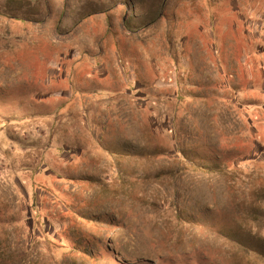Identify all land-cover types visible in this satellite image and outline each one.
Masks as SVG:
<instances>
[{"label":"rangeland","instance_id":"obj_1","mask_svg":"<svg viewBox=\"0 0 264 264\" xmlns=\"http://www.w3.org/2000/svg\"><path fill=\"white\" fill-rule=\"evenodd\" d=\"M213 11L230 28L264 0H0V264H264V93L243 25L229 75L212 62ZM94 23L167 57L166 84L145 51L88 82Z\"/></svg>","mask_w":264,"mask_h":264},{"label":"crops","instance_id":"obj_2","mask_svg":"<svg viewBox=\"0 0 264 264\" xmlns=\"http://www.w3.org/2000/svg\"><path fill=\"white\" fill-rule=\"evenodd\" d=\"M99 2L101 4L102 1H99ZM95 4L97 5L98 1H96ZM214 13H215V11L210 13V15L213 16ZM232 13H233V11H232ZM103 14H104V12H102V11L101 12L94 11L92 13V15H95V17H97L99 15L103 16ZM231 14H229V15L231 16ZM224 15L225 14L219 13L220 18L217 17L218 19H216V17L213 16V18L215 19L213 21V23H214L213 27L209 26L210 23H208V27L211 30V36H212L210 41H212V42H208L207 46L209 49H211V52H212V58H213L212 62L218 61L219 65L222 68V71L225 73V77H227V75H229V73H228V67L230 68L229 59H228L227 64H226L225 59H223L222 55H219L220 51H218L217 49L219 47L221 48V46L229 44L230 41H231L232 45L235 46L238 42L237 39L239 36V32L241 31V26L243 25V27H244L243 28V34H244L243 37L244 38L243 37L242 38L244 39L243 41H244L245 47L243 49V53L241 54V56L237 60V62H239V64H240L239 68L245 72L243 75V79H245V82L248 81L249 84L247 85L246 83H244L242 87H245L244 89L247 90V88H249V86H250L252 91H256L257 93L261 92V94H263L264 93V70H263V66L260 65V62H259L260 56L258 53H260V52L263 53V50H264V16L258 17L259 16L258 13L250 12V14H248V16L242 17V21H241L240 25L235 23V25L236 24L239 25V26H237V28L235 25L232 26V22H231V27L228 28L225 25ZM226 18H227V15H226ZM249 20H251V23L248 24L249 25L248 26L246 23ZM205 25L206 24H201L199 27V30L201 31ZM235 28L237 29L236 36L230 35V36L226 37V35H228V31L230 33H232L231 29L235 30ZM91 30L94 32L91 31V34H89V38H88L89 44H92V46L97 47V48H93L90 52L85 51V50L83 52L82 50H80L81 53L84 55V58L87 57V59H88L89 57H91V59L93 61H95V57L97 58L96 60H98L102 55H104V54H105V56L107 54L110 55L109 53L113 52L117 56L118 62L120 60H123V59L127 60V58L131 59V60L135 59V60L140 61L141 56L140 57H133L132 54L145 51V53H147L149 56L148 57L149 60L148 59L147 60L150 63L149 66H150L151 71L155 74H159V76L156 78V80L154 82L159 87H162V85H164V83H165L163 81V79H164L163 76H165L164 70H157L156 65H159V63H160V65H163V63H167L168 62L167 57H165V59L163 58L164 61H163V59L160 58L159 63H156V58H155V56H153V53L151 52L152 46L150 47L151 51L145 49L146 48L145 44H143L142 46H140L138 48L133 42H131L130 40H127V37L123 36L122 34H121V36H118L119 34H115L112 32H111V37H110L111 39L107 38V40H104L103 35L105 34L104 33L105 31H103V29H99V27L96 23L91 25ZM127 32H128V30H127ZM92 36H94V39ZM101 39L103 40L102 42L100 41ZM104 42H105L107 48H105V45H103ZM89 44H87V45H89ZM150 44H152V43H150ZM100 45H103L104 49H102ZM74 51H76V50H74ZM80 51L79 50L77 51L78 54H80ZM106 51H108V52H106ZM180 53H181V55H179V61H176V65L178 66V68H180V73L182 75H187L188 74V68H189L188 67L189 65L187 64L189 62V60H187V58H189V56H192V52L190 53V52L186 51L185 49L184 50L181 49ZM163 54L165 55V53H163ZM252 55H255V57H252ZM63 57H64L63 60L65 61L66 59H68L70 57L74 58V55L69 54V56L67 55V57H65V56H63ZM109 57L110 56H106V63H104V62L102 63V65H105V71L102 70V72L104 71L105 74L101 73L98 76V73L94 68L93 72H95V77L93 76L90 79H88V82H89V80L107 77L108 69L106 67V64L109 61ZM235 61H236V59H235ZM154 62L156 64H153ZM84 64L88 65L89 68L86 67L88 70L91 69L90 62H88L87 60L81 61L80 68L86 69L84 67ZM183 68H185V69L183 70ZM234 76L237 77V74L235 73ZM248 77L250 79H248ZM87 85H88V83H87ZM87 85H85V86L87 87ZM105 89L110 90L109 87H107ZM244 89L241 88V92H245ZM84 91L87 92V88ZM261 103H263V100L260 103L246 104L245 106L247 108H250V109H252V108L253 109H259L261 107Z\"/></svg>","mask_w":264,"mask_h":264}]
</instances>
